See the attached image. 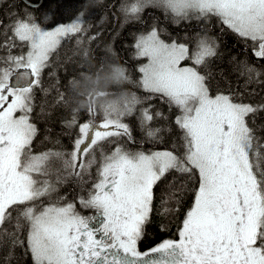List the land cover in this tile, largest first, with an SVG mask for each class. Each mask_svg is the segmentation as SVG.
Masks as SVG:
<instances>
[{"label": "snow or ice", "instance_id": "snow-or-ice-1", "mask_svg": "<svg viewBox=\"0 0 264 264\" xmlns=\"http://www.w3.org/2000/svg\"><path fill=\"white\" fill-rule=\"evenodd\" d=\"M27 6H35V0H28ZM148 6L171 13L175 23L216 17L251 41L252 55L264 61V0H125L121 11L126 19L138 20ZM13 15L3 27L4 35L11 31L12 36L0 44V49L7 48V55H0V247L6 237L12 248H24L33 264H264V136L249 123L264 112V102L244 103L233 93L209 94L208 76L201 68L218 55L214 37L197 33L190 49L188 43L161 39L153 24L134 44L135 56L147 61L138 68V85L147 95L90 104L92 119L77 124L74 113L65 122L78 127L71 150L34 153V89L41 86L49 57L62 40L87 31L85 13L52 30L30 13ZM14 40L27 45L26 53L12 54ZM238 70L247 83L264 78V69L248 62H240ZM126 72L123 66L113 69L123 82L129 80ZM154 97L167 104L169 112L178 110L174 123L183 133L182 151L132 150L118 142L126 137L135 143L123 121L144 103L140 130L147 141L159 142L161 129L152 122L169 117L150 103ZM105 142L111 151L104 150ZM171 173L193 183L191 206L177 227L178 238L142 251L139 243L155 210L154 190ZM68 177L76 178L82 191L91 184L77 202L95 214L82 215L64 197L53 199ZM174 184L175 177L170 186ZM172 199L175 193L162 199L161 207ZM175 203L177 208H165V213L178 211L181 200ZM21 233H26L23 239Z\"/></svg>", "mask_w": 264, "mask_h": 264}, {"label": "trees", "instance_id": "trees-1", "mask_svg": "<svg viewBox=\"0 0 264 264\" xmlns=\"http://www.w3.org/2000/svg\"><path fill=\"white\" fill-rule=\"evenodd\" d=\"M98 0L95 9L91 15L88 13L84 18L83 27L86 32L74 34L62 40L61 44L49 57L48 67L41 76V86L34 89L33 111L30 115V121L37 127V134L33 140L32 150L34 153L46 151L50 148H63L71 150L73 140L76 138L78 127L69 128L66 121L70 120L75 113L77 124L86 122L92 117L88 114L87 109H76L72 101L70 90V80L78 78L81 73L92 72L93 74L103 75L106 69L101 64L114 63L125 66L127 72L131 74L129 81H124L118 86H113L109 91L113 95L120 93L135 94L143 99L147 93L138 85L140 73L138 66L141 58L133 55V40L136 34L146 31L153 24L160 30V34L165 39L173 38L180 41V34L185 32H203L212 33L216 39L219 48L218 55L208 61L207 68H201V71L207 74V85L210 94L223 92L225 94L233 93L241 97L245 103L264 102V78L261 82L247 83V76H241L238 70L240 62H248L257 68L264 69V61H257L251 53V41H245L238 37L226 26L222 25L218 18L210 17L207 20L194 19L192 22L196 25H209L210 21L213 27L199 28L189 26L181 28L183 20L179 23L173 21L170 13L164 10L154 8L152 14L141 30L136 21L141 22L142 17L125 20L121 12L122 0ZM85 0H45L37 7H29L22 0H0V44L5 43L8 37L12 36L11 31L4 35L3 27L10 24L16 14L23 17L25 13H30L37 23L42 27L50 28L53 25L70 20L82 8ZM91 7V4H90ZM93 9V8H92ZM58 12V15L55 13ZM195 21V22H194ZM134 29H140L134 33ZM202 29V30H196ZM135 34V35H134ZM172 34H175L173 36ZM102 41H97L98 38ZM95 36V39H91ZM178 37V38H177ZM79 41V43H78ZM16 47L12 49V54L19 55L27 50V45L21 46L18 40H14ZM115 51H123L124 56L118 58ZM86 53V54H85ZM0 55H7V48L0 49ZM61 95L63 100H60ZM150 103L155 109L160 110L168 120L155 119L152 122L153 128H160L159 142H149L145 139L140 130L139 115L140 108L147 107V103L138 105L134 113L124 118L132 131L135 143L129 142L126 137L118 139V142L129 149H172L176 148L182 151V130L174 123L175 115L179 114L178 110L173 108L169 112L167 104L161 103L159 97H154ZM96 122L102 119V115L97 109ZM250 126L257 129V134L264 136V112L259 113L254 122L249 121ZM104 150L111 151L112 145L105 142ZM175 177L174 186H170V181ZM88 179V177H85ZM92 180H95V167L92 169ZM183 184V187H181ZM91 184L83 185L84 191L81 190V184L74 177H68L59 186V191L53 196L64 197V202H77L80 195H86V190ZM193 183L188 181L187 177L180 176L177 173H171L166 180L161 182L155 188L154 208L150 221L144 229L141 243L150 244L162 238L176 237L177 227L184 217V213L191 206ZM175 193V199H180L181 204L178 211L165 213L164 209H176L175 199L170 200L164 207H161V200H168L169 196ZM45 203L47 200L45 199ZM15 215V213H14ZM12 231L13 227L8 226ZM26 233H21V239ZM0 264H33L30 254H25L22 247L12 248L5 237V244L0 247Z\"/></svg>", "mask_w": 264, "mask_h": 264}, {"label": "clouds", "instance_id": "clouds-1", "mask_svg": "<svg viewBox=\"0 0 264 264\" xmlns=\"http://www.w3.org/2000/svg\"><path fill=\"white\" fill-rule=\"evenodd\" d=\"M119 67H121L119 64L106 63L102 66L106 69L103 75L84 72L78 78L70 80L72 101L76 109H87L90 104L99 106L122 101L127 95L126 93L113 95L109 91L111 87L123 83V81L117 80L113 74V69Z\"/></svg>", "mask_w": 264, "mask_h": 264}, {"label": "rangeland", "instance_id": "rangeland-1", "mask_svg": "<svg viewBox=\"0 0 264 264\" xmlns=\"http://www.w3.org/2000/svg\"><path fill=\"white\" fill-rule=\"evenodd\" d=\"M98 0H85V2L83 3V5H82V8L80 9V10H78L77 12H79V13H77V14H75L70 20H68V21H65V22H61V23H70L73 19H75L81 12H84L85 13V15L88 13V15H91L92 13H93V11H94V9H95V4L94 3H96ZM125 2V0H122L121 1V3H120V5H122L123 3ZM90 4H91V7H90ZM148 7H150V8H156V9H161V10H163L162 8H158V7H153V6H148ZM93 8V9H92ZM122 12V11H121ZM56 15H58V12H56L55 13ZM171 14V13H170ZM85 15H84V17H83V19L85 18ZM122 15H123V18L125 19V20H128V19H126V17H125V15H124V13L122 12ZM172 16V15H171ZM61 23H57V24H55V25H53L52 27H50V28H46V30H52L53 28H55L56 26H58L59 24H61ZM45 28V27H44ZM151 30V27L147 30V31H143V32H140V33H138L139 31H140V29H134V33L136 34V33H138V34H136V36H135V38H134V40H133V55H135V49H134V44H135V40H136V38L140 35V34H142V33H147L148 31H150ZM196 30H202V29H196ZM197 33H200V34H207L208 36H210V37H214L213 36V34L212 33H208V32H206V31H203V32H193V33H187V32H185V33H183V34H180V41H178V40H176L177 42H179V43H188L189 44V47H190V49L191 48H194V45H195V36H196V34ZM134 34V35H135ZM173 36H175V34H172ZM160 36H161V34H160ZM178 38V37H177ZM161 39H164L166 42H171L172 40H173V38H170V39H165L164 37H162L161 36ZM25 52V51H24ZM24 52H22V53H24ZM114 53H116V55L118 56L119 55V52H117V51H115ZM123 56H124V54H123V51L122 52H120ZM14 55V54H13ZM120 56V55H119ZM147 61H146V59H144V58H141V62H140V64H139V66L140 65H142V64H144V63H146ZM185 63H191V61H186ZM139 66H138V68H139ZM125 67V66H124ZM128 76H129V80H130V78H131V74L128 72V73H126ZM140 76H141V73H140ZM140 78V77H139ZM128 80V81H129ZM210 94V93H209ZM218 94V93H217ZM130 95V94H129ZM210 95H212V94H210ZM214 95H216V94H213L212 96H214ZM245 103V102H244ZM18 115H19V113H17ZM133 150H139V149H133ZM75 204H76V210L77 211H80L81 209V206L79 205V204H77L76 202H75Z\"/></svg>", "mask_w": 264, "mask_h": 264}, {"label": "flooded vegetation", "instance_id": "flooded-vegetation-1", "mask_svg": "<svg viewBox=\"0 0 264 264\" xmlns=\"http://www.w3.org/2000/svg\"><path fill=\"white\" fill-rule=\"evenodd\" d=\"M113 4V0L111 1V5ZM154 8H150V7H146L145 9H144V11L142 12V14H141V17H142V20H141V22H139V21H136V22H138L139 24H135L136 26L137 25H139L140 26V28H141V30L143 29V27H144V25L146 24V22L147 21H150L149 19H148V17H150L148 14H152V12H154V10H153ZM194 19H196V18H191V19H189V20H183V25H181V28H187V27H189V26H196V27H199V28H204V27H209V28H212L213 27V23H212V21H210V24L209 25H203V24H199V25H196L197 23H193L192 21L194 20ZM195 22V21H194ZM189 24H192V25H189ZM189 25V26H188ZM152 27V26H151ZM104 37H106V35L105 36H103L102 35V37L101 38H98L97 39V41H102L103 40V38ZM27 51V50H26ZM26 51L24 52V53H26ZM123 57V55L120 53V56H118V58H122ZM73 203H75L74 201H73ZM81 210L79 211L82 215H93V214H95L94 213V210H92V209H82V208H80ZM176 238H178L177 236L176 237H174V238H172V239H176ZM164 239H167V238H162V239H159V240H157V241H154L153 243H150V244H146V243H139V248H140V250H142V251H144V250H147V249H149V248H151L152 246H154V245H156V244H158L159 242H161L162 240H164Z\"/></svg>", "mask_w": 264, "mask_h": 264}, {"label": "water", "instance_id": "water-1", "mask_svg": "<svg viewBox=\"0 0 264 264\" xmlns=\"http://www.w3.org/2000/svg\"><path fill=\"white\" fill-rule=\"evenodd\" d=\"M25 4H27L28 0H22ZM45 0H35V6L32 7H37L40 4H42Z\"/></svg>", "mask_w": 264, "mask_h": 264}]
</instances>
